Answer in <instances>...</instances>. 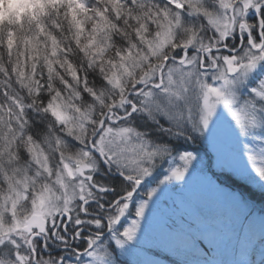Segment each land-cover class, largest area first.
<instances>
[{"label":"snow or ice","instance_id":"1","mask_svg":"<svg viewBox=\"0 0 264 264\" xmlns=\"http://www.w3.org/2000/svg\"><path fill=\"white\" fill-rule=\"evenodd\" d=\"M150 236L264 264V0H0V264H160Z\"/></svg>","mask_w":264,"mask_h":264},{"label":"rangeland","instance_id":"2","mask_svg":"<svg viewBox=\"0 0 264 264\" xmlns=\"http://www.w3.org/2000/svg\"><path fill=\"white\" fill-rule=\"evenodd\" d=\"M196 147V146H193ZM219 174V170L214 169ZM214 179V178H213ZM228 185L225 184V187ZM192 191L197 193H202L209 196L212 199L219 200L221 197L219 194L210 192L205 185L199 182H194L192 185ZM256 203H259V197L256 198ZM257 207V206H256ZM261 207V205H260ZM257 212L259 210L256 209ZM200 239H203L200 237ZM154 236H150L146 246L152 247L153 251L158 255L160 264H175L176 261L182 259H197L204 258L199 257L196 254V248H200L203 251L204 247H207V241H204L203 247L201 245H196V248L192 247L195 242V237L190 238L183 245L176 246L175 248L168 246L165 243H154ZM217 247L212 250V256L216 259L229 260L232 258V248L236 244V240L233 236L232 229L230 225H226L216 240Z\"/></svg>","mask_w":264,"mask_h":264},{"label":"clouds","instance_id":"3","mask_svg":"<svg viewBox=\"0 0 264 264\" xmlns=\"http://www.w3.org/2000/svg\"><path fill=\"white\" fill-rule=\"evenodd\" d=\"M18 9L16 8V6L15 5H10L9 6V9H8V11H17Z\"/></svg>","mask_w":264,"mask_h":264},{"label":"bare ground","instance_id":"4","mask_svg":"<svg viewBox=\"0 0 264 264\" xmlns=\"http://www.w3.org/2000/svg\"><path fill=\"white\" fill-rule=\"evenodd\" d=\"M255 209L260 210V206H257V207L255 206Z\"/></svg>","mask_w":264,"mask_h":264},{"label":"trees","instance_id":"5","mask_svg":"<svg viewBox=\"0 0 264 264\" xmlns=\"http://www.w3.org/2000/svg\"><path fill=\"white\" fill-rule=\"evenodd\" d=\"M256 203V202H255ZM258 206H260V204L259 203H256Z\"/></svg>","mask_w":264,"mask_h":264}]
</instances>
